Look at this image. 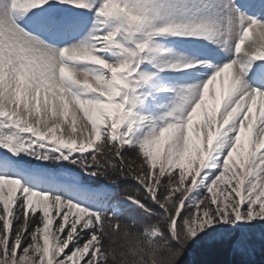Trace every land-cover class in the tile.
<instances>
[{"label":"snow or ice","instance_id":"snow-or-ice-1","mask_svg":"<svg viewBox=\"0 0 264 264\" xmlns=\"http://www.w3.org/2000/svg\"><path fill=\"white\" fill-rule=\"evenodd\" d=\"M257 240L264 0H0V264Z\"/></svg>","mask_w":264,"mask_h":264},{"label":"trees","instance_id":"trees-1","mask_svg":"<svg viewBox=\"0 0 264 264\" xmlns=\"http://www.w3.org/2000/svg\"><path fill=\"white\" fill-rule=\"evenodd\" d=\"M247 264H264V250L247 257L235 256L226 247H209L207 245H193L181 260L180 264H237L240 260Z\"/></svg>","mask_w":264,"mask_h":264},{"label":"rangeland","instance_id":"rangeland-1","mask_svg":"<svg viewBox=\"0 0 264 264\" xmlns=\"http://www.w3.org/2000/svg\"><path fill=\"white\" fill-rule=\"evenodd\" d=\"M262 250H264V243H261L259 240L256 241V247H255V251L252 254H258L260 253ZM232 253V252H231ZM234 254V253H232ZM235 256H241L240 254L236 253ZM242 257V256H241Z\"/></svg>","mask_w":264,"mask_h":264}]
</instances>
